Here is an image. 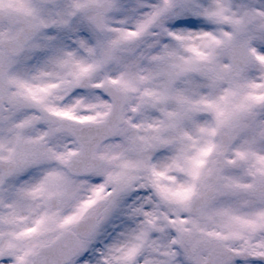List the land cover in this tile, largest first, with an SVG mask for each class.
<instances>
[{
  "label": "snow or ice",
  "instance_id": "obj_1",
  "mask_svg": "<svg viewBox=\"0 0 264 264\" xmlns=\"http://www.w3.org/2000/svg\"><path fill=\"white\" fill-rule=\"evenodd\" d=\"M0 264H264V0H0Z\"/></svg>",
  "mask_w": 264,
  "mask_h": 264
}]
</instances>
